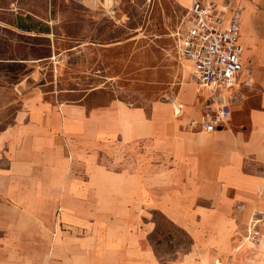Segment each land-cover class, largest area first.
Segmentation results:
<instances>
[{
    "label": "crops",
    "instance_id": "crops-1",
    "mask_svg": "<svg viewBox=\"0 0 264 264\" xmlns=\"http://www.w3.org/2000/svg\"><path fill=\"white\" fill-rule=\"evenodd\" d=\"M181 1L187 13L191 0ZM205 1L225 21L242 6L243 69L227 122L190 126L203 104L178 124L158 104L57 106L41 87L26 90L0 130V264H222L211 246L237 214L264 210V0ZM243 112L246 124L235 119ZM144 208L189 233L190 249L161 262Z\"/></svg>",
    "mask_w": 264,
    "mask_h": 264
},
{
    "label": "rangeland",
    "instance_id": "rangeland-1",
    "mask_svg": "<svg viewBox=\"0 0 264 264\" xmlns=\"http://www.w3.org/2000/svg\"><path fill=\"white\" fill-rule=\"evenodd\" d=\"M186 5L118 0L113 20L89 0H0V130L13 122L23 93L38 86L57 106L121 100L149 111L158 104L185 124L204 99L188 62L176 53ZM174 101L186 105L180 118L172 115ZM245 115L235 119L246 124ZM144 209L141 225L161 262L190 249L189 233L163 212ZM255 210L264 213L252 206L245 219L237 214L225 240L211 246L222 264H264V222L258 241L246 239Z\"/></svg>",
    "mask_w": 264,
    "mask_h": 264
},
{
    "label": "built area",
    "instance_id": "built-area-1",
    "mask_svg": "<svg viewBox=\"0 0 264 264\" xmlns=\"http://www.w3.org/2000/svg\"><path fill=\"white\" fill-rule=\"evenodd\" d=\"M89 1L99 5L106 17L118 20V0ZM241 10L240 5L232 8L225 21V12L218 10L213 2L191 0L186 13V29L178 34L176 53L188 62L204 94L198 116L189 121L192 127L212 132L223 126L231 115L230 90L240 85L238 74L243 69V47L239 42ZM172 108L176 117L183 115L181 102L174 101ZM260 222H264V213L255 210L247 226L246 239L250 242L259 240L257 226Z\"/></svg>",
    "mask_w": 264,
    "mask_h": 264
}]
</instances>
